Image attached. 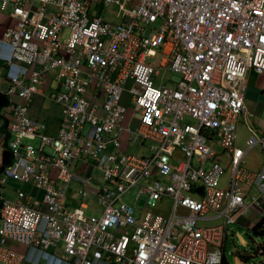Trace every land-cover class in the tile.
Masks as SVG:
<instances>
[{
  "label": "built area",
  "instance_id": "1",
  "mask_svg": "<svg viewBox=\"0 0 264 264\" xmlns=\"http://www.w3.org/2000/svg\"><path fill=\"white\" fill-rule=\"evenodd\" d=\"M93 3L121 19L90 16ZM7 8L0 264H225L246 186L259 190L252 204L264 201V170L245 168L234 147L245 75L264 73V0H0ZM166 71L178 74L172 86ZM47 80L61 105L55 135L29 114ZM248 130L247 148L264 144ZM124 132L147 152L121 150ZM217 149L230 153L225 188ZM9 180L31 190L7 199ZM163 200L167 212H153Z\"/></svg>",
  "mask_w": 264,
  "mask_h": 264
},
{
  "label": "crops",
  "instance_id": "2",
  "mask_svg": "<svg viewBox=\"0 0 264 264\" xmlns=\"http://www.w3.org/2000/svg\"><path fill=\"white\" fill-rule=\"evenodd\" d=\"M104 9L106 10L105 15L108 18L114 21H118L121 19L120 16H117L113 13L115 9L110 7L101 6L98 13H101V11H103ZM14 22H15V17L13 16L10 8H7L5 10H0V37L3 31L5 30V28L13 24ZM3 52L4 53L7 52L6 47L3 50ZM5 74H6V66L3 63V61L0 60V87H1L0 91H3L5 89V81H4ZM176 80H171L169 85L172 86ZM45 84L46 85L43 87V89L37 94H35L33 101L29 107V114L34 119H37L45 123L44 132L46 134L55 135L59 127L61 105L57 102L51 101L50 98L48 97V94L54 88L50 80H47ZM245 85H246L245 96H244L245 111L239 115L236 121L237 138L235 141V145L238 142V124L239 122L242 121L245 127V132L247 134L242 142L244 143L245 146H243V144L242 145L239 144L237 147L242 148L244 150L243 165L248 170L261 171L264 170V144L261 145L257 143L253 147L247 148L246 141L251 135L250 131L248 130V127H250L258 137H264V73H255L252 70L247 71L245 75ZM13 99L14 101H17L16 97H13ZM10 114L11 112L8 107L4 108L0 112V166H1V157H2L3 148L5 146V143L6 142L8 143V140L10 139V136L6 132L4 125L6 117L9 116ZM239 130H242V127H239ZM23 140L24 139L21 140V145L26 144V142H22ZM25 140L29 141L28 139ZM33 140H37L38 142L37 138ZM218 154L224 168H228L230 153H228L227 151L218 150ZM223 173L220 179V186L225 188L227 185L229 173L224 183H222ZM93 182L96 185L99 184V180L97 178H93ZM10 183H13L14 187L16 185L18 186L17 188H14L15 190L16 189L23 190L22 188L24 189L29 188V185H24L16 181ZM15 190L13 192L14 195H15ZM245 194H246L245 197L246 207L244 208L243 212L239 214V216L237 217V221L233 224L234 226L232 225L233 232L227 236V239L229 236L233 238V236L236 234L238 235V238L241 241V243L245 240L243 239L242 233L237 228L241 226L243 227L250 226L251 229L252 225L255 224L261 217L264 216V201L260 206H257L256 204H252L250 200L251 195L259 194V190L257 189V187L254 184L246 186ZM72 201L76 202V199H72ZM225 249H226V243H225ZM258 254L261 255V259H262L260 263L264 264V253L261 254V253L253 252L254 256ZM243 255L244 254H242L240 251H236L234 253V259L236 264H244L246 258L243 259L242 258ZM223 259H225L226 261L225 250H224ZM224 263L228 264L227 261Z\"/></svg>",
  "mask_w": 264,
  "mask_h": 264
},
{
  "label": "rangeland",
  "instance_id": "3",
  "mask_svg": "<svg viewBox=\"0 0 264 264\" xmlns=\"http://www.w3.org/2000/svg\"><path fill=\"white\" fill-rule=\"evenodd\" d=\"M100 5L94 3L91 5V8H90V16H94V15H97L99 10H100ZM106 14V10L104 9L103 11H101V15L104 17ZM117 19V18H116ZM159 21L157 23H155L154 25H150L147 27V30L148 31L151 27H156L158 28L159 27ZM157 58H155L154 60H156ZM164 76L166 78H171L172 80H176L178 78V74L177 73H171V72H168L166 71L164 73ZM1 88V87H0ZM132 114V106H128L126 109H125V112H124V115L121 119V125L122 126H126L130 120V116ZM239 127H242V130H239ZM246 132H245V127H244V124L241 122H239L238 124V142L236 143V145L234 146L235 149L238 148L240 149L241 151H244L242 148H239L237 147L239 144H243V140L244 138L246 137ZM22 142H26V143H31L33 145H37V140H23ZM120 149L123 150V151H126V152H129V153H132V154H142V153H146L147 152V143H141L139 141H134V142H131V143H128V140H127V133L124 132L123 135L121 136V145H120ZM218 150H221V149H218ZM224 167V166H223ZM229 168V167H228ZM224 168L223 171V178H222V183H224L228 173L230 174V168ZM228 181V180H227ZM10 182H13V181H8L6 183V185L2 188L3 190V193H4V197L7 198V199H14L15 198V195H14V188H17L18 186L16 185L14 187V184L13 183H10ZM8 183H9V186H8ZM21 183V182H20ZM23 184V183H21ZM24 185H29V184H24ZM24 192L28 193L30 190H31V186L29 185V188L28 189H24L22 188ZM134 194H135V188L131 189L129 192H127L124 196H123V200L126 201L127 203L129 204H133L134 202ZM94 198L93 197H90L88 199L89 200H93ZM263 203V202H262ZM139 204H142V199L140 200ZM170 202L169 201H166V200H163L162 203H160L155 209H152L153 212H159V213H164V212H167V210L169 209L170 207ZM98 210V209H97ZM86 211V214L87 215H90V214H93V210L91 208H88L85 210ZM233 224L229 225L230 228H233L232 226ZM241 233H242V236H243V239L245 240V242L248 243V245L245 247L244 245H242L241 241L239 240L238 238V235H234L233 238L231 236L228 237L227 241H226V249H225V257H226V261L228 262V264H236L235 263V259H234V253L236 251H240L242 254L246 255V259H245V262L244 264H261V255H253V252L255 250V247H256V244H261V243H264V233L262 234H254L251 229H250V226H241L239 228H237ZM13 249H15L16 251L18 252H24L26 250V247L23 246V245H20V246H13ZM261 250H263L261 248ZM233 253V254H232ZM53 263V264H62L60 261H57V260H48L46 262V264H49V263Z\"/></svg>",
  "mask_w": 264,
  "mask_h": 264
},
{
  "label": "trees",
  "instance_id": "4",
  "mask_svg": "<svg viewBox=\"0 0 264 264\" xmlns=\"http://www.w3.org/2000/svg\"><path fill=\"white\" fill-rule=\"evenodd\" d=\"M7 105H8L7 97L3 93H0V112L4 108H6ZM11 160H12L11 151H10V148L8 147L7 142H6L5 146L3 148V151H2L0 171L5 165H8L11 162ZM251 231L254 234L264 233V216L261 217L255 224L252 225ZM261 248L263 249V253H264V243L256 244L254 253H258V249H261ZM242 258L245 259L246 256L243 255ZM223 261L226 262L225 259H223Z\"/></svg>",
  "mask_w": 264,
  "mask_h": 264
},
{
  "label": "water",
  "instance_id": "5",
  "mask_svg": "<svg viewBox=\"0 0 264 264\" xmlns=\"http://www.w3.org/2000/svg\"><path fill=\"white\" fill-rule=\"evenodd\" d=\"M242 241H243V240H242ZM242 243H243V245H244L245 247L248 245V243L245 242V241H243Z\"/></svg>",
  "mask_w": 264,
  "mask_h": 264
}]
</instances>
